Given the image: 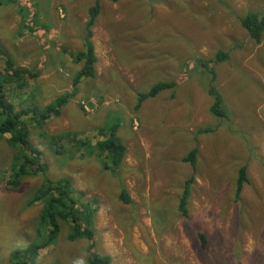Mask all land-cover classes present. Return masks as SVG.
Here are the masks:
<instances>
[{"label": "rangeland", "instance_id": "obj_1", "mask_svg": "<svg viewBox=\"0 0 264 264\" xmlns=\"http://www.w3.org/2000/svg\"><path fill=\"white\" fill-rule=\"evenodd\" d=\"M106 1L0 2V52L29 74H40L22 90L6 89L9 104L15 111L35 107L39 119L48 99L67 94L81 100L79 109L68 108L46 124L23 117L28 122L27 151L39 152L38 161L46 169L22 178L17 188L5 184L16 150L6 143L8 136L0 139V264H13L14 251L44 238L41 205L27 202L43 180L58 178L69 179L75 198L94 210L93 240L69 241L70 225L59 222L57 237L31 264H70L92 252L110 256V264H264V34L255 45L239 24L247 11L264 13V0H119L118 20H105V40L110 36L116 44L133 36L136 42L125 43L126 50L115 49L113 56L105 42V63H99L97 79L83 78L74 88V57L85 47L80 15L88 16L84 6ZM96 35L101 37V32ZM218 51L227 52L228 59L214 62ZM125 52L127 57L119 59ZM118 60L145 91L153 84L172 87L158 92L155 100L146 99L138 110L131 86L108 98L101 81L110 78L108 70ZM4 62L0 54V72ZM206 68L215 74L223 118L210 113L213 98ZM41 74L48 79H39ZM46 81L57 89H42ZM80 91L96 100L104 95L110 105L106 125L95 126L96 118L89 115L97 105L91 97L79 98ZM114 124L125 147L118 169H105L102 160L75 150L72 136L68 138L78 130L77 139L95 143L103 139L102 126ZM194 148L192 166L184 158ZM241 167L248 182L235 203ZM191 176L183 216L178 205ZM123 191L128 204L119 198ZM198 232L205 236V250ZM255 251L257 258L254 254L248 262Z\"/></svg>", "mask_w": 264, "mask_h": 264}, {"label": "trees", "instance_id": "obj_2", "mask_svg": "<svg viewBox=\"0 0 264 264\" xmlns=\"http://www.w3.org/2000/svg\"><path fill=\"white\" fill-rule=\"evenodd\" d=\"M108 1L117 2L119 0ZM97 12V5L88 11V20L84 36L85 47L78 51L74 57L73 62L75 64H80V70L72 82L74 88H76L79 81L83 78H92L94 76L96 57L94 55L93 45L90 38L92 35L91 28L95 23ZM239 24L255 45H259L262 42L264 34V13L258 14L247 11L244 15L239 17ZM0 54L5 59V66L0 72V139L8 136L7 139H5L6 143L13 149V151L16 150L15 155H13L11 160L12 163L9 168L8 179L5 184L8 188H17L20 186L22 178L41 174L46 169V165L38 161L39 159L37 156L40 155L39 152L33 149H30L29 152L27 151V149H29L27 138L28 131L25 124L32 122L35 125H38L40 123H46V120L52 116H59L62 107L71 99V97L66 94L56 98L49 105L43 107V113L40 115L39 119H36L35 107L30 108L27 106L25 109L15 111V107L8 102L5 90L9 88L22 90L27 80L36 77L37 73L29 74L30 72L28 69L16 67L14 62L7 57L6 52L2 51ZM227 59V52L218 51L215 54L214 62L220 63L226 61ZM195 61L202 65V60L196 59ZM207 64H209L208 61L203 65L207 67ZM206 71L210 74L208 93L213 98V103L210 106V113L219 118H223L225 115L220 111L222 97L215 91L213 86L215 74L213 70H207L206 68ZM167 87H172V84H157L151 89V91L138 97L139 105L144 100L155 97L158 92L166 89ZM24 116H29L28 122L23 120ZM107 118L105 119V125ZM105 125L102 126L101 130H99V134L103 137V139H99L95 143L89 141L88 139L86 141L77 139V135H69L68 138H71L72 136L73 148L75 150H82L86 156L90 158L94 157L98 161L102 160L105 164V169L106 165L116 169L119 168L124 159L125 147L119 142L118 137L116 136L118 125ZM196 153L197 149L194 148L186 155L184 161L189 162L192 166H194ZM193 180L194 177L191 176L190 179L185 182L182 197L178 205V211L183 216H186L187 214L186 204L190 195V186ZM42 182L41 186L31 196V200L27 202V205H41L38 218L41 228L43 226L46 228V234L40 242L33 243L25 249L14 251L10 259L13 264H31L37 257L39 251L47 248V246L53 242L54 238L57 237L60 231L59 222H66L70 225L71 231L68 236L69 241H74L80 238H84L91 242L93 240L91 224L94 210L87 204H82L79 197L75 198L70 180L67 178H58L56 180H43ZM247 182L246 168L241 167L238 170V179H236V188L234 192L235 203L240 200L243 185ZM119 198L123 203H129V198L124 191L120 193ZM197 237L200 243V248L205 250L207 248L205 236L198 232ZM91 248L92 245L89 247V250ZM254 254L257 258L258 252L255 251L248 258V262H250ZM201 259H203L202 256ZM81 261L83 264H110L111 258L108 255H101L92 252L89 257L70 264H78V262ZM206 264H208L207 261Z\"/></svg>", "mask_w": 264, "mask_h": 264}, {"label": "crops", "instance_id": "obj_3", "mask_svg": "<svg viewBox=\"0 0 264 264\" xmlns=\"http://www.w3.org/2000/svg\"><path fill=\"white\" fill-rule=\"evenodd\" d=\"M97 5V4H96ZM95 5V6H96ZM121 5L120 1L117 2H111V1H106L103 3H100L98 6V12H97V17L95 19V23L93 25V27L91 28V38L90 41L92 42L93 45V51H94V55L96 57V62L94 65V78L92 79H97L96 77V72H97V68L100 62L105 63V42L108 43L109 45V52L112 54V56L116 53L114 50L116 49H123L126 50L128 48V44L132 43V42H136V38L133 36H129V37H123L122 42L116 43V44H112L111 40H110V36L107 37V39L105 40V20L107 18H113L114 20H118V16L116 14L117 8ZM85 10L89 11L91 8L89 5H86L83 7ZM102 16V18H101ZM88 20V16H86L85 14H81L80 15V28H81V33H82V38L84 39L85 36V32H86V23ZM104 21V23H103ZM101 32V37H99L98 35H96L97 32ZM128 43V44H125ZM134 48V45L132 47H130L129 49ZM80 51V50H79ZM127 57V52H125L123 55L120 56L119 59L121 58H125ZM74 63V62H73ZM75 64V63H74ZM78 67V71L80 70V64H75ZM16 66V65H15ZM18 67V66H16ZM19 68H23V69H27L26 67H24V65L19 66ZM99 69V68H98ZM59 72V71H57ZM110 78L109 79H103L101 82L103 84H105V95L108 96V98H111L114 96L115 93H117L122 87L125 86H131L132 89L134 90V93L130 96L131 98H135V100H138V96L144 95L145 93H148L149 91H145L144 88L138 86L135 82V80L133 79V77L131 76V71H128L126 66L123 65V62L118 60V63L115 67H112L111 69L108 70ZM44 73V70H43ZM37 75H40L39 73H37ZM43 76H39V79L41 80H47L48 78L45 76L47 74H41ZM156 84L151 85L150 87H154ZM79 83L77 84L76 88H78ZM55 88L57 89V85L54 84V82H50V81H46L41 88L42 89H50V88ZM149 87V88H150ZM143 91H145V93H143ZM91 94H85L83 91H80L78 94V97H91L94 100V103L97 105V108L95 110V112L89 116H91L92 118H96L95 121V126L98 128L99 125H102L105 123V119L107 118V114H105V112H107V107L110 106L107 102V100H105L104 95L99 97L98 100L95 99V96L91 95ZM156 96V95H155ZM56 98L52 99V100H47L43 103V107H46L47 105H49L52 101H54ZM151 101L155 100L156 98H149ZM81 100H69L68 102H70V104L65 108V106L67 105V103L62 107L61 112H60V116H62L63 112L66 111V113H68V108H77L78 107V103ZM145 101V100H144ZM143 101V102H144ZM142 102V103H143ZM141 103V104H142ZM141 104L139 105V103H137V105L135 106V110H138L141 107ZM152 111V110H151ZM156 112V111H153ZM52 118V117H51ZM49 118L48 120H46V123L51 119ZM45 123V124H46ZM135 126H137V124H135ZM65 128H67V125L65 124ZM90 130H93L90 129ZM79 131L77 130V134ZM76 134V135H77ZM117 136V133H116ZM118 137V136H117ZM118 169V168H116ZM183 193V192H182Z\"/></svg>", "mask_w": 264, "mask_h": 264}, {"label": "clouds", "instance_id": "obj_4", "mask_svg": "<svg viewBox=\"0 0 264 264\" xmlns=\"http://www.w3.org/2000/svg\"><path fill=\"white\" fill-rule=\"evenodd\" d=\"M78 264H83V262L81 261V262H78Z\"/></svg>", "mask_w": 264, "mask_h": 264}]
</instances>
